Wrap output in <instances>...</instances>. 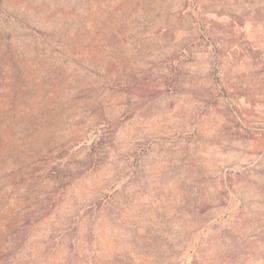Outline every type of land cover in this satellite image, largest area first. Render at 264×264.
Segmentation results:
<instances>
[{
	"label": "rangeland",
	"instance_id": "obj_1",
	"mask_svg": "<svg viewBox=\"0 0 264 264\" xmlns=\"http://www.w3.org/2000/svg\"><path fill=\"white\" fill-rule=\"evenodd\" d=\"M0 264H264V0H0Z\"/></svg>",
	"mask_w": 264,
	"mask_h": 264
}]
</instances>
